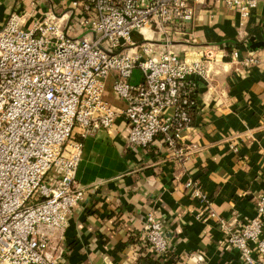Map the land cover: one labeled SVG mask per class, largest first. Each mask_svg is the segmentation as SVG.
Listing matches in <instances>:
<instances>
[{
	"label": "built area",
	"instance_id": "1",
	"mask_svg": "<svg viewBox=\"0 0 264 264\" xmlns=\"http://www.w3.org/2000/svg\"><path fill=\"white\" fill-rule=\"evenodd\" d=\"M49 1L30 26L16 9L0 24V264L64 263L47 231L63 237L85 195L77 179L83 139L112 128L119 116L132 147L159 138L176 164L184 160L192 150L183 132L197 105L196 78L208 76L221 49L207 44L191 58L172 47L174 36L189 33L203 0ZM214 1L245 19L259 2ZM230 54L245 65L257 61L253 55L241 60L237 47ZM110 75L113 93L125 102L120 110L103 97ZM184 187L210 209L197 179L187 177ZM218 222L222 243L244 264H264V193L252 217ZM142 238L159 256L169 251L165 225L152 211Z\"/></svg>",
	"mask_w": 264,
	"mask_h": 264
},
{
	"label": "crops",
	"instance_id": "2",
	"mask_svg": "<svg viewBox=\"0 0 264 264\" xmlns=\"http://www.w3.org/2000/svg\"><path fill=\"white\" fill-rule=\"evenodd\" d=\"M49 6V0H0V24L16 9L30 26ZM187 27L189 33L174 36L172 43L180 55L197 58L207 44L221 48L208 76L196 78L197 105L183 132L191 152L176 164L159 138L150 147H132L122 116L112 128L86 136L77 172L85 195L63 237L47 231L63 264H138L140 258L157 264H244L236 249L222 243L218 219L236 225L252 217L264 193V0L246 19L222 1L203 0ZM234 47L241 60L253 55L257 61L232 60ZM139 76L133 72L134 79ZM112 82L110 75L103 97L120 110L125 102L113 93ZM80 132L76 128L73 136L80 139ZM187 177L209 195L207 212L185 189ZM151 211L165 225L164 256L143 242Z\"/></svg>",
	"mask_w": 264,
	"mask_h": 264
},
{
	"label": "trees",
	"instance_id": "3",
	"mask_svg": "<svg viewBox=\"0 0 264 264\" xmlns=\"http://www.w3.org/2000/svg\"><path fill=\"white\" fill-rule=\"evenodd\" d=\"M138 264H157L154 260L148 258H140Z\"/></svg>",
	"mask_w": 264,
	"mask_h": 264
},
{
	"label": "rangeland",
	"instance_id": "4",
	"mask_svg": "<svg viewBox=\"0 0 264 264\" xmlns=\"http://www.w3.org/2000/svg\"><path fill=\"white\" fill-rule=\"evenodd\" d=\"M135 72H138V69H135Z\"/></svg>",
	"mask_w": 264,
	"mask_h": 264
}]
</instances>
